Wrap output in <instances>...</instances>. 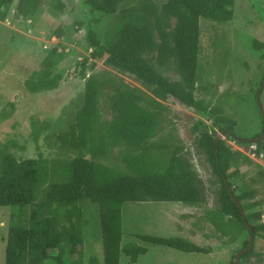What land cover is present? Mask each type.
Segmentation results:
<instances>
[{
    "label": "trees",
    "instance_id": "16d2710c",
    "mask_svg": "<svg viewBox=\"0 0 264 264\" xmlns=\"http://www.w3.org/2000/svg\"><path fill=\"white\" fill-rule=\"evenodd\" d=\"M233 1L167 0L157 5L156 0H85L90 15L84 29L85 40L92 48L91 59L101 60L105 66L133 76L156 98L171 96L186 107L214 117L213 131L203 134L200 142L220 180L222 208L207 211L205 218L225 236H237L247 230L253 239L264 231V223L251 226L250 220L258 219L259 214L244 213L251 232L226 185L231 187L226 173L237 150L232 146L226 149L223 142L215 138L216 132L234 138L236 123L193 96L199 82V21L228 23L233 18ZM13 2L0 0V21L5 20ZM124 2L127 6L121 5ZM38 4V0H17L13 18H26ZM105 13L114 16V23L100 40L93 27ZM164 18L175 20L171 31H165ZM81 23L77 24L83 27ZM155 31L160 42L155 38ZM154 51L159 64L174 61L178 80L165 77L148 61L146 56ZM45 60L47 66L34 73V80L25 83L29 93L53 90L62 79L63 71L51 72L52 61ZM79 78L84 81V101L68 132L59 135L63 147L61 156L52 160L38 157L17 161L5 145H0V209H11L4 239V264H40L51 248L57 252V264H64L65 243L69 246V255L77 254L69 264H81L82 251L78 247L83 243L81 204L84 202L98 208L101 264H120L122 255L136 263L148 250L133 242L122 244L124 203L201 204V180L191 164L180 157L177 150L170 152L168 146L155 139L161 128L157 110L162 109V105L122 82L115 85L111 78H100L97 74L86 76L83 71ZM106 88H110L112 94H109L110 121L102 120L100 115V99ZM254 139L235 138L243 146ZM115 148L120 149L123 166L103 163ZM234 196L243 212L253 206L246 203L249 193ZM26 206L31 209L29 215L24 209ZM224 214L229 215L226 221ZM136 238L148 245L187 254L210 251L183 237L140 234ZM248 243V239L244 241V249ZM248 254L247 251L241 256Z\"/></svg>",
    "mask_w": 264,
    "mask_h": 264
},
{
    "label": "rangeland",
    "instance_id": "374dc122",
    "mask_svg": "<svg viewBox=\"0 0 264 264\" xmlns=\"http://www.w3.org/2000/svg\"><path fill=\"white\" fill-rule=\"evenodd\" d=\"M38 1L32 14L14 19L12 13L17 3L14 0L5 20L0 21V145H5L17 161L38 157L52 160L61 156L63 147L59 135L68 132L84 101L81 71L86 76L97 74L100 78H111L115 85L122 82L136 88L162 105L163 108L157 110L161 128L155 139L168 146L170 152L177 150L178 155L191 164L201 180V204L124 203L121 208L122 244L133 242L146 246L148 253L136 263L122 255L120 264H264V231L253 238L249 254L241 256L246 252L241 253L237 258L238 250L244 249V241L249 239L248 231L225 236L205 218L207 211L222 208L221 183L200 142L203 134L213 131L214 117L186 107L171 96L156 98L133 76L105 66L101 60L91 59L92 48L85 40L84 24L90 15L85 0ZM165 1L156 0L157 5ZM233 2V18L228 23L199 21V82L193 96L210 109L222 111L236 123L234 138L219 132L215 138L221 140L226 149L232 146L237 150L226 173L227 181L234 195L249 193L246 203L253 206L244 213L259 214L258 219L250 220L252 226L264 223V138H260L264 120V0ZM121 5L127 6L125 2ZM102 17L93 27L100 40L114 23L112 14L105 13ZM78 22H82L83 27L78 26ZM174 22V19L164 18L165 31H171ZM155 38L160 42L157 31ZM157 57L155 51L146 56L165 77L178 80L174 61L162 65ZM46 58L52 61L51 72L63 71L62 79L53 90L29 93L25 83L34 80V73L47 66ZM104 92L100 99V115L102 120L110 121L111 89L106 88ZM253 137L255 139L246 142V146L235 140ZM254 142L257 149L250 155L247 146ZM119 152L120 149H113L103 163L123 166ZM24 209L29 215L31 209L27 206ZM81 213L84 222L83 243L78 247L82 251L81 264H101L98 208L84 202ZM10 214L11 209H0V264H4V239ZM224 215L226 221L229 215ZM140 234L183 237L210 251L187 254L148 245L137 240L136 235ZM63 247L64 264H69L77 254L69 255L67 243ZM56 254L53 248L47 250L40 264H57Z\"/></svg>",
    "mask_w": 264,
    "mask_h": 264
},
{
    "label": "water",
    "instance_id": "95a60500",
    "mask_svg": "<svg viewBox=\"0 0 264 264\" xmlns=\"http://www.w3.org/2000/svg\"><path fill=\"white\" fill-rule=\"evenodd\" d=\"M257 100H258V97H257ZM260 138H264V120H263V131H262V134L260 136ZM227 189H228V192L231 196V199L233 200V202L237 205V207L239 208V211H240V215H241V218L243 220V222L245 223V225L248 227V229L252 232V228L249 226V224H247L246 222V219H245V215H244V212H243V209L241 208V205L237 202L234 194L232 193V190H231V187L229 186V184L227 183ZM252 237L250 236L249 239H248V247L242 251H240L239 253H237V258L240 257V254L241 253H245L247 252L248 250H250L252 248Z\"/></svg>",
    "mask_w": 264,
    "mask_h": 264
},
{
    "label": "built area",
    "instance_id": "2783aa9c",
    "mask_svg": "<svg viewBox=\"0 0 264 264\" xmlns=\"http://www.w3.org/2000/svg\"><path fill=\"white\" fill-rule=\"evenodd\" d=\"M245 146H246V145H245ZM247 149H248V152L250 153V155H251L252 153L255 154V151H256V149H257V145H256V143L254 142L252 145L247 146ZM260 155H261V154H260Z\"/></svg>",
    "mask_w": 264,
    "mask_h": 264
}]
</instances>
